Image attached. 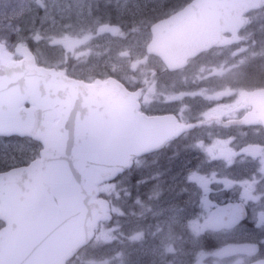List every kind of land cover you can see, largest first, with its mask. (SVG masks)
I'll return each instance as SVG.
<instances>
[{"label":"flooded vegetation","instance_id":"flooded-vegetation-1","mask_svg":"<svg viewBox=\"0 0 264 264\" xmlns=\"http://www.w3.org/2000/svg\"><path fill=\"white\" fill-rule=\"evenodd\" d=\"M51 4L30 0L19 11L18 2L0 0V42L11 59L26 48L37 65L77 72L62 30L74 11L61 17ZM245 15L237 42L173 70L160 61L155 82L156 72L139 77L130 68L139 110L166 115L161 127L180 132L134 158L144 161L143 176L132 164L99 184V193L112 191V225L99 222L65 264H264V97L252 96L264 88V6ZM34 151L1 170L28 164Z\"/></svg>","mask_w":264,"mask_h":264},{"label":"water","instance_id":"water-1","mask_svg":"<svg viewBox=\"0 0 264 264\" xmlns=\"http://www.w3.org/2000/svg\"><path fill=\"white\" fill-rule=\"evenodd\" d=\"M262 5L190 0L150 24L145 50L179 68L201 50L237 41L243 14ZM21 53L11 60L0 43V136H29L43 147L28 165L0 172V264H65L109 217L96 184L178 131L161 127L169 117L140 112L135 92L112 76L84 82ZM252 96L264 97V88Z\"/></svg>","mask_w":264,"mask_h":264},{"label":"rangeland","instance_id":"rangeland-1","mask_svg":"<svg viewBox=\"0 0 264 264\" xmlns=\"http://www.w3.org/2000/svg\"><path fill=\"white\" fill-rule=\"evenodd\" d=\"M29 1L5 0L6 3L18 2L19 11H24L29 6ZM91 1L93 0H41L43 3H52L51 6L57 2L64 11L61 17L69 15V8H75V21L66 24L64 28L70 32V36L65 38L66 51L71 55V61L78 66V72L90 78L99 72H107V69L120 73L130 66H140L137 71L143 72V75L156 72L154 82L157 81L160 60L145 52V44L150 39V18L152 20L171 12L178 0H111L114 3L113 23H104L103 19L93 21V16H83L91 12ZM153 15L155 16L152 17ZM29 149L32 150L33 145L28 141L0 137V169L19 160L18 155L26 156ZM115 263L116 261L110 262ZM127 264L139 263L134 261Z\"/></svg>","mask_w":264,"mask_h":264},{"label":"trees","instance_id":"trees-1","mask_svg":"<svg viewBox=\"0 0 264 264\" xmlns=\"http://www.w3.org/2000/svg\"><path fill=\"white\" fill-rule=\"evenodd\" d=\"M103 1H104V3H103ZM105 1L106 0H102L101 2H100V4H97V9L96 10H98V12H97V17H101L103 20H109V21H111L112 20V18H113V9H112V5L111 4H109V3H105ZM183 2L184 0H178L177 2H175V5L174 6H178V4L180 3V2ZM144 28H146V26H144ZM70 75H73V76H75V77H81L82 75H78V74H70ZM31 142H33V143H35L34 141H32V140H30ZM104 196H106V197H108L109 199H111L112 198V192H105L104 194H103ZM110 225L112 224V223H109Z\"/></svg>","mask_w":264,"mask_h":264}]
</instances>
